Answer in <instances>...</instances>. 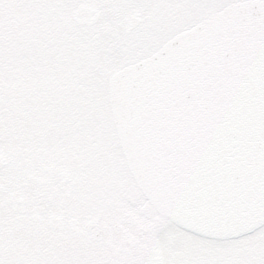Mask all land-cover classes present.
<instances>
[{
    "label": "flooded vegetation",
    "instance_id": "1",
    "mask_svg": "<svg viewBox=\"0 0 264 264\" xmlns=\"http://www.w3.org/2000/svg\"><path fill=\"white\" fill-rule=\"evenodd\" d=\"M230 1L239 0H75L70 17L77 34L94 39L156 40ZM81 6L88 8L80 19L88 9L99 14L93 26L74 19ZM134 13L139 21L129 29L127 18ZM42 25L57 34L65 30L60 16L55 27L46 20ZM1 91L0 70V218L6 243L26 255L33 242L54 244L75 264H240L227 256L225 241L195 238L161 223L133 179L122 178L116 156L66 148L56 134L66 109L49 95L48 85H30L19 94L22 105L12 108L11 126L22 130L12 136L3 126ZM93 155L105 160L93 165Z\"/></svg>",
    "mask_w": 264,
    "mask_h": 264
},
{
    "label": "rangeland",
    "instance_id": "2",
    "mask_svg": "<svg viewBox=\"0 0 264 264\" xmlns=\"http://www.w3.org/2000/svg\"><path fill=\"white\" fill-rule=\"evenodd\" d=\"M2 1L0 0V4ZM74 2L75 0L56 1L57 6H61L59 11L66 13L60 17L65 24V31L60 34L61 36H56L51 30L45 31L44 29L41 33L33 31L34 28H43L41 25L43 20L51 22L53 27L56 24L55 21L59 15L48 9V0L45 3V8L37 10L40 7L38 6L35 7V11L28 8L27 0H17V3L10 2L0 5V68L3 94L1 111L2 114H8L13 105L20 104L17 94H20L19 92L22 91L26 83L31 84L30 75L38 72L37 69L41 67L42 63L48 64L49 76L45 80L43 77H35V79L46 81L54 90H61V94L66 95V98H69V91L72 88L82 93L79 102L82 107H78L80 114L77 118L78 121L80 119L81 121L59 131L63 134L61 139L66 142L64 145L68 147L73 143L71 137L73 135L75 137L78 133L80 145L86 147L84 143L90 138L89 133L92 129L91 132L96 133L99 155L107 156L106 154L110 151L116 152L118 142L116 137L110 136L112 130L109 128L112 121L108 103V81L116 70L115 68L106 69V66L112 62L113 64L119 63L118 59L148 51L149 48L154 49L156 43H159V39L154 43L155 40L143 38L112 40L92 39V36L77 37L80 34L75 33L76 28L69 18V11ZM48 11H50L49 18L46 17ZM31 16L33 17L31 18ZM196 22H191L187 27ZM32 68H34L33 72ZM56 71L59 72L57 76L55 75ZM75 79L76 81H74ZM7 122H11L10 118ZM111 127L113 128V126ZM98 133H101V136ZM100 137L103 138L100 140ZM67 138L70 140L68 141ZM119 156V154L116 155L117 158ZM118 159L123 160L122 157ZM90 160V163L93 164L103 162L105 157L95 156ZM0 220L2 219L0 218ZM2 230L0 221V231ZM259 236H264V230L240 241L228 242L226 245H241L242 260H248V255L255 256L264 252V243L259 241ZM3 241V235L0 233V264H75L73 259H64L55 248H50L49 245L29 246L31 255L27 258L25 253H20L15 246L4 244ZM6 248H9L10 252L5 254ZM43 255H48L50 258L43 259Z\"/></svg>",
    "mask_w": 264,
    "mask_h": 264
},
{
    "label": "water",
    "instance_id": "3",
    "mask_svg": "<svg viewBox=\"0 0 264 264\" xmlns=\"http://www.w3.org/2000/svg\"><path fill=\"white\" fill-rule=\"evenodd\" d=\"M127 136L130 139L131 145H132V149L130 148L131 158H132V157L136 156L137 153L139 152V150H138L139 147L137 146L135 140L130 137V135H127ZM139 165L141 168L143 167L141 163H139ZM132 167H133L135 175L140 180V182L143 184V181H145L142 177L144 170L141 171V173H139V171H138L139 168L137 167L136 163L133 161H132ZM148 175L149 174L147 173L146 176H148ZM150 185H151L150 180L147 181L146 186H145V184H143V186L147 187V189L149 188ZM253 185H254V183H252L250 185V187L247 188V190L239 193L240 196H243L242 199H235L234 201L237 203L236 204L237 207H241L242 209L244 208L243 204L247 203L246 209H249L251 211V212H248L246 210L247 213H252V215L254 217H257V218L253 221L248 220L249 221L248 222L247 221L248 216L245 215V216H241L239 218L240 220L238 221V223H240L241 220L244 221V219L246 220V222L244 221V222H241L240 224H238L237 229L232 228V227L228 228V226H227V227H224V228H226V230L224 231V230H222L223 227H221L220 230H218V233L221 235H224L223 237H233V236L246 234V233L251 232V231L255 230L256 228L260 227V225L264 223V190L261 193H258L257 192L258 186H256V189H252ZM254 197H256V198H254ZM252 198L254 200H252ZM228 205L230 206L231 204H228ZM237 207H235V208H237Z\"/></svg>",
    "mask_w": 264,
    "mask_h": 264
}]
</instances>
